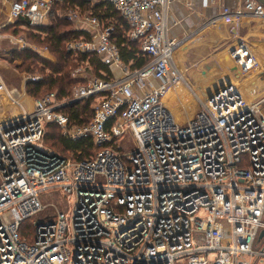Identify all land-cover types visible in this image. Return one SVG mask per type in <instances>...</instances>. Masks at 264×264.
Here are the masks:
<instances>
[{
	"label": "built area",
	"instance_id": "1",
	"mask_svg": "<svg viewBox=\"0 0 264 264\" xmlns=\"http://www.w3.org/2000/svg\"><path fill=\"white\" fill-rule=\"evenodd\" d=\"M55 1L0 5L11 21L39 27ZM105 1L149 57L143 67L121 61L112 26L71 10L66 18L89 28L90 40L71 41L67 52L98 54L119 77L91 78L69 99L29 97L24 85L39 77L26 76L21 89L0 81V264H264V95L247 100L226 86L176 123L162 102L182 80L174 55L184 42L166 32L173 0ZM222 15L264 22V6L245 0ZM236 48L243 57L233 62L246 76L245 62L256 69L257 61L243 44ZM88 99L90 120L76 126L64 111ZM48 125L72 142L90 138L98 151L82 161L52 151ZM129 133L134 150L121 154L118 142ZM54 197L64 208L50 213L45 201Z\"/></svg>",
	"mask_w": 264,
	"mask_h": 264
},
{
	"label": "trees",
	"instance_id": "2",
	"mask_svg": "<svg viewBox=\"0 0 264 264\" xmlns=\"http://www.w3.org/2000/svg\"><path fill=\"white\" fill-rule=\"evenodd\" d=\"M61 1V3L58 0L52 4L46 25L32 28L35 29L36 33L26 32L31 44L46 48L53 60L42 58L30 49L11 53L10 61H20L21 64L17 68L23 74L39 73L41 75L40 80L25 83L24 89L28 96L41 98L48 93L56 92L59 99H69L74 86L85 84L83 78L73 77L72 70L75 66L85 62L92 68L91 74L94 77L102 80L113 78L110 68L102 63L98 54L76 53V58H72L73 54L67 52V45L71 41L80 40L81 38L90 40V38L86 31L72 30L68 21L56 16L58 10L75 11L80 9L83 12H90L89 15L97 19L104 27L112 26L113 31L110 35V41L119 49L121 61L132 69H139L150 61L148 56L138 51L137 44L128 40L126 22L109 2L102 0L98 4L92 5L86 0ZM19 24H22L23 27H29L24 20L15 23V25ZM93 102V99H88L70 104L66 107L64 113L68 115L70 122L74 125H87L90 120ZM46 129L45 144L72 160L82 161L88 159L98 151L90 138L72 142L60 136L58 127L48 125ZM25 224L22 226V235L30 240L32 237L30 228L27 227L26 231L23 232Z\"/></svg>",
	"mask_w": 264,
	"mask_h": 264
},
{
	"label": "rangeland",
	"instance_id": "3",
	"mask_svg": "<svg viewBox=\"0 0 264 264\" xmlns=\"http://www.w3.org/2000/svg\"><path fill=\"white\" fill-rule=\"evenodd\" d=\"M86 1H89L92 5L94 4L96 5L102 0H86ZM61 2L62 1L59 0V3ZM68 12L69 11L58 10L56 13V16H58L59 18H64L66 21H68L70 23L72 30H84L85 31V28H87L86 26H82L78 22H76L75 24L74 22L66 18V15L68 14ZM75 12L80 15L90 14V12H86V11L83 12L80 9L75 10ZM18 21L19 20L11 21L8 17V6L0 5V81L3 82V84L7 86L8 88L21 89L23 87V84L25 83L26 76L27 77L34 76V77L41 78V75L39 73L23 74L20 71V69L17 68V66L20 65L21 62L20 61H16V62L10 61L11 53L13 51L21 52L24 49H30L33 52L39 54V56L42 58H45L47 60H53V59L51 55L48 53V51L46 50V48H43V47L41 48L34 44H31V42L28 40L27 38L28 35L26 32L32 31L36 33V31H34L35 29H32V28H37V27L30 28V27H23L22 24L15 25V23H17ZM252 21H254L250 23L252 28L255 26L260 29V32H237V36L235 35L236 37L231 36L230 38H228L227 41H224L225 43L223 45L218 46L216 48L214 47V48L207 49L205 54L200 53V51H197L195 48L191 50L190 52L188 51L186 53L184 52L183 55H182V52H179L177 56H174V65L179 70L181 74V79H182L180 80L178 84H180V86L183 87V89H185L188 95H190L192 98L196 100V104L193 106H190V108L186 109L184 107H181L180 109H178L180 110L182 123H185L187 120L194 118L195 115L201 110L202 102L199 103L198 99H202L203 102L205 101L204 93H206L205 91L209 90L208 88L214 87L213 91L214 90L217 91L220 89L222 85L226 84L228 81L230 82L231 79L235 81L236 84L240 85L243 81L249 80L248 78L251 77V75L249 76L247 75V77L243 76L242 79L230 77L229 80H227V78H225L223 74L224 73L223 67L229 73L234 72L236 74V72L234 71L235 69L234 66L233 67L228 66L227 63L224 62L223 59L219 57L220 56L219 54L225 51L226 45L229 46L236 41H239L241 44H245L246 45L245 47H247L248 53L252 54L259 63L260 67L257 69V71H259L262 67L264 68V62L262 60L259 61V58H258L259 57L258 51H259L260 46L252 45V44H261V45L263 44L264 45V27L261 26L260 24V23L263 24L264 22H261L259 20H252ZM47 23H48V19L44 25H46ZM92 38H93V35H92ZM232 48H233L232 46L229 48L230 50L229 52L227 51L228 53H226V56L229 55ZM234 48L236 49L237 52H236V58L233 57V60L234 58L237 59V56L241 57V55H243L242 51L241 53L240 51H238L239 48H236V47ZM179 55H182V56H179ZM72 58H76V54H73ZM260 59L264 60V55ZM246 64L248 65V61H246ZM74 72H77L76 78L79 77V78L84 79V83H86L91 78H96L91 74L92 68H90L87 62L83 64H79L78 66H75V68H73L72 70V73ZM238 73H240L239 70H238ZM249 73H252L251 67H250ZM255 74H257V76L255 77V81H253L254 83H253L252 88L247 87L248 83L241 87V91L247 100H252L251 99L253 95L252 93L254 91L256 92V95H259V96L264 95V72L263 71L258 72V73L256 72V73H253L252 76ZM202 78L203 80L211 79L212 80L211 84L203 85V82L201 81ZM78 85H83V84H78ZM249 89H251L250 92H249ZM185 95H186L185 93L182 94V92L181 93L179 92L178 95L176 96V101L174 102V105H180V102H182L181 98L185 97ZM166 108L169 110V112L171 111L170 113L175 118L174 114L177 113L178 111H173L171 107L166 106ZM189 114H191V116ZM60 136L63 137L61 130H60ZM118 143L121 148V152H120L121 154H128L134 150L135 140L133 136L131 135V133H129L125 137L120 138ZM46 147L56 152L54 149L50 148L48 145H46ZM45 203H49V205L52 207L49 210L50 213H54V210L56 207L59 210H63L64 208V205L61 203L58 197H54L51 200L46 199ZM27 227L30 228V231H31L30 233L32 234L33 227L30 222L25 224V227H23L24 228L23 232L26 231Z\"/></svg>",
	"mask_w": 264,
	"mask_h": 264
},
{
	"label": "crops",
	"instance_id": "4",
	"mask_svg": "<svg viewBox=\"0 0 264 264\" xmlns=\"http://www.w3.org/2000/svg\"><path fill=\"white\" fill-rule=\"evenodd\" d=\"M244 1L245 0H173L169 5L166 17L167 37L170 40L184 42V45L177 49L174 56H177L179 52H182L183 55L184 52H190L195 48L197 51H200V53L205 54L207 49L221 46L225 43L224 41H227L231 36H237V32H260V29L257 27L254 26L252 28L250 23L254 21L248 17L239 20L232 18V16L223 17V9L235 12L241 9ZM260 24L264 27V23ZM85 30L87 31L89 28H85ZM238 44L241 43L236 41L229 46L226 45L225 51L219 54V57L222 58L228 66H234V71L237 74L236 75L234 72L229 73L223 67V74L227 80H229L230 77L240 79L243 77L242 74L238 73V68L236 69L234 65L233 57H230L229 55L226 56V53L230 50L229 48L232 46V49H234ZM243 45L244 47L246 46L245 44ZM252 45L260 46L258 58L259 61L262 60L264 62L263 59H260L264 55V45ZM245 49L247 50V47H245ZM262 71L264 72L263 67L259 71H257V69L252 70V73H248L247 75H251L249 78H254L255 80L257 74L253 76L252 74ZM110 72L113 78H117L120 75L115 67H110ZM247 75L245 77H247ZM201 81L203 82V85H208L212 82L211 79L203 80V78ZM213 88H208L209 90L205 91L206 93L204 94L206 97L214 93L215 90L213 91Z\"/></svg>",
	"mask_w": 264,
	"mask_h": 264
},
{
	"label": "bare ground",
	"instance_id": "5",
	"mask_svg": "<svg viewBox=\"0 0 264 264\" xmlns=\"http://www.w3.org/2000/svg\"><path fill=\"white\" fill-rule=\"evenodd\" d=\"M244 50H246V49H244ZM238 51H240V48H239V50ZM242 51V50H241ZM243 55H241V57H242ZM240 56L238 57L237 56V59H239V58H241ZM235 58H236V56H235ZM256 59V58H255ZM257 61V60H256ZM245 64H246V62H245ZM248 66L249 67H251L250 66V64H249V62H248ZM259 68V63H258V61H257V67H256V69H258ZM252 69V68H251ZM256 69H252V70H256ZM264 69V68H263ZM249 80H245V81H243L240 85H238V84H236V82L235 81H233L232 79L230 80V82L232 83V85H233V87L234 88H236V89H238L241 93H242V91H241V86H243V85H246L247 83V87L249 88H252L253 87V83L254 82H252L253 80H254V78H248ZM255 81V80H254ZM229 81L225 84V85H222L221 87H220V89L219 90H221L222 88H224V87H226L228 84H230L231 85V83H230ZM218 91V90H217ZM217 91H215L214 93H216ZM251 91V89H249V92ZM181 93L182 92V94L183 93H185L186 95H185V97H182L181 98V100H182V102H180V105H174V102L176 101V96L178 95V93ZM214 93H212L210 96H205V100L207 99V98H210ZM243 94V93H242ZM243 96H244V94H243ZM244 98H246L245 96H244ZM198 101H199V103H203V101H202V99H198ZM162 102L167 106V107H171V109H173V111H178L177 113H173L174 114V116H175V121H176V123H178V124H180V123H182L181 121H182V118H181V114H180V110H178V109H180L181 107H184V108H190V106H193V105H195L196 104V100L194 99V98H192L190 95H188L187 93H186V91H185V89H183V87H181L180 86V84H176V86L174 85V86H172L166 93H165V95L163 96V98H162ZM171 112V111H170ZM190 116H191V114H189ZM189 117V116H188ZM188 117H186V118H188ZM185 119V118H184ZM186 120V119H185Z\"/></svg>",
	"mask_w": 264,
	"mask_h": 264
},
{
	"label": "water",
	"instance_id": "6",
	"mask_svg": "<svg viewBox=\"0 0 264 264\" xmlns=\"http://www.w3.org/2000/svg\"><path fill=\"white\" fill-rule=\"evenodd\" d=\"M255 1L264 6V0H255ZM227 86H230V84H228ZM263 235H264V232L262 233V236Z\"/></svg>",
	"mask_w": 264,
	"mask_h": 264
}]
</instances>
